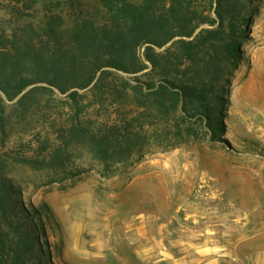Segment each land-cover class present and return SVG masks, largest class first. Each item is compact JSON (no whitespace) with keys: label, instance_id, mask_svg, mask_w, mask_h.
<instances>
[{"label":"rangeland","instance_id":"rangeland-1","mask_svg":"<svg viewBox=\"0 0 264 264\" xmlns=\"http://www.w3.org/2000/svg\"><path fill=\"white\" fill-rule=\"evenodd\" d=\"M83 2L94 12L95 0ZM192 2L210 14L208 0ZM14 4L0 0V34L9 33ZM19 6L24 18L34 14ZM233 26L239 57L216 56L221 105L207 98L200 111L140 110L136 145L106 164L83 141L64 139L74 112L59 94L15 108L6 101L0 174L30 212L51 264H264V0H249ZM80 113L95 124L116 116L97 104ZM54 149L59 166L20 161Z\"/></svg>","mask_w":264,"mask_h":264},{"label":"trees","instance_id":"trees-1","mask_svg":"<svg viewBox=\"0 0 264 264\" xmlns=\"http://www.w3.org/2000/svg\"><path fill=\"white\" fill-rule=\"evenodd\" d=\"M11 1L10 30L0 34L2 135L6 101L15 99V108L59 94L74 112L71 125L61 130L64 139L83 141L105 164L111 153H129L136 145L140 110L146 117L176 108L200 111L207 98L221 105L214 93L224 84V69L216 56L239 57L233 22L249 2L208 0L210 14L201 16L193 0H95L94 12L84 10L83 0ZM19 4L34 14L24 18ZM100 7L104 14L96 12ZM220 33L226 38L216 47ZM96 104L114 107L116 116L96 124L82 120L79 113ZM57 154L54 149L20 161L37 169L56 167L64 162ZM13 195L14 187L0 174V264H51L34 240L30 212ZM31 213L39 215L33 207Z\"/></svg>","mask_w":264,"mask_h":264}]
</instances>
